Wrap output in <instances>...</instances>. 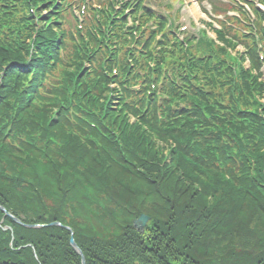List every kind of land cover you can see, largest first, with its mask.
I'll list each match as a JSON object with an SVG mask.
<instances>
[{"label": "trees", "instance_id": "obj_1", "mask_svg": "<svg viewBox=\"0 0 264 264\" xmlns=\"http://www.w3.org/2000/svg\"><path fill=\"white\" fill-rule=\"evenodd\" d=\"M55 5L0 0V205L43 224L0 210V257L82 264L57 221L85 264H264V13L178 40L134 2L76 44Z\"/></svg>", "mask_w": 264, "mask_h": 264}, {"label": "rangeland", "instance_id": "obj_2", "mask_svg": "<svg viewBox=\"0 0 264 264\" xmlns=\"http://www.w3.org/2000/svg\"><path fill=\"white\" fill-rule=\"evenodd\" d=\"M106 1L108 0H86V5L84 8L85 18L88 16V14L86 13L87 11L91 13L93 12L91 7H95V5H99V4L103 5L105 4ZM111 1L114 3V5H119V9L121 8L123 3L130 2V0L127 1L111 0ZM145 1H146L145 2L146 5H149L157 12L164 14H168V7H167L168 5L171 7V9L173 7V10L170 12V14H173V11H176L178 9L179 14H178V21H176V24L179 25V27L189 24L193 26V28L188 27V31L185 32L186 35L189 36L193 35V32H195L196 30H199L201 28H206L208 32V36L215 39L216 34L212 30V28L213 27L222 28L223 24L219 20L223 21L226 27L229 28L228 32L230 33V35L233 34L238 35L239 39H242L240 37L242 33L245 34L246 36L248 35V33L243 32V29L248 28L250 25L238 21H240L241 18H243L246 15L251 16V13H249L248 11V8L251 7L249 6V2H251V0H220L221 2H219L217 5L221 7V9L230 10L231 12L229 13L230 15H226V16L222 15L221 17H218L219 19L213 18L214 15L212 13L211 4L209 3V0L203 1L200 5L197 4L196 2L197 0L196 1L195 0H145ZM78 2L82 4L81 1L78 0ZM261 8L264 9V6ZM70 10L73 12L79 11V9L77 8L75 9L74 7H72ZM242 10H245L246 13H243ZM202 11L207 12V14ZM45 14L46 13H43L42 17H44ZM59 15H61V19H64L63 27L67 29L68 33H69V29L75 32V28H74L75 22L71 14L64 13L65 17H63L61 13ZM81 18L85 20V18L83 17ZM206 23H212V26L208 27ZM260 45L262 46L259 48L258 51H260L264 55V45L263 44ZM67 49H71V44H67ZM243 50H244V45L238 44L235 50L231 52V54L234 55L237 51H243ZM62 54L63 56L66 55L65 49L62 52ZM263 77H264V69H263Z\"/></svg>", "mask_w": 264, "mask_h": 264}, {"label": "water", "instance_id": "obj_3", "mask_svg": "<svg viewBox=\"0 0 264 264\" xmlns=\"http://www.w3.org/2000/svg\"><path fill=\"white\" fill-rule=\"evenodd\" d=\"M0 208H1L2 210H4L2 207H0ZM6 214H7L8 216H10L11 218H13V220H15L16 222H18V223H22L19 219L15 218V217L12 216L11 214H9V213H6ZM149 219H150L149 216H147V215L144 214V213H141L137 218H135V219L133 220V226H134L137 230L142 231V230L145 228V226H146L147 222L149 221ZM50 224H56V225H59V222H52V223H50ZM24 225L29 226V227H39V226H42V225H39V224H24ZM65 228L69 229V227H65ZM69 243H70V245L73 247V249L79 253V255L81 256L82 264H84L83 253H82V251L80 250V248L76 245V243H75V241H74L72 235H71V237H70V239H69ZM3 264H16V263H14V262L4 261Z\"/></svg>", "mask_w": 264, "mask_h": 264}]
</instances>
